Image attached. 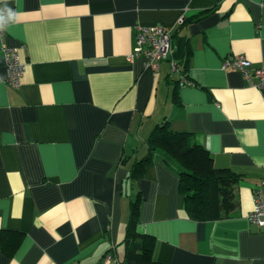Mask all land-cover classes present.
<instances>
[{"label":"crops","instance_id":"crops-1","mask_svg":"<svg viewBox=\"0 0 264 264\" xmlns=\"http://www.w3.org/2000/svg\"><path fill=\"white\" fill-rule=\"evenodd\" d=\"M0 16L25 64L17 89L0 81V236L22 233L10 255L0 241V264H100L108 250L123 263L138 193L156 261L264 264V226L247 219L255 189L264 201V89L222 68L235 55L264 68V0H0ZM139 26L171 33L155 71L133 55ZM163 121L240 175L226 216L190 218L159 160L129 179Z\"/></svg>","mask_w":264,"mask_h":264},{"label":"trees","instance_id":"trees-1","mask_svg":"<svg viewBox=\"0 0 264 264\" xmlns=\"http://www.w3.org/2000/svg\"><path fill=\"white\" fill-rule=\"evenodd\" d=\"M145 143L146 153L130 165L129 179L141 177L146 166L159 160L176 173L178 190L190 218L217 219L230 212L240 175L229 168L215 167L208 150L195 143L189 132L175 131L169 121H163L154 126ZM141 201L138 193L131 202L124 239L126 252L120 264H163L153 258L154 237L137 229ZM8 235L11 237L6 239L0 236V241L3 251L10 255L19 245L22 233L11 231Z\"/></svg>","mask_w":264,"mask_h":264},{"label":"built area","instance_id":"built-area-1","mask_svg":"<svg viewBox=\"0 0 264 264\" xmlns=\"http://www.w3.org/2000/svg\"><path fill=\"white\" fill-rule=\"evenodd\" d=\"M4 29L0 23V55L3 57L6 75L4 78L0 76V81L10 87L17 89L21 84L25 64L19 59L16 49L6 46L3 40ZM137 45L134 48V56H142L145 65L152 70L158 68V64L162 60H166L172 52V38L169 30L162 26H139L137 28ZM230 67L239 70L243 75L249 77L251 73L257 78L256 86L264 89V68L252 67L251 62L243 55H235L224 60L222 68ZM172 70L177 69V65L171 63ZM182 83H189L182 79ZM247 219L259 227L264 226V201L261 197L259 189L254 191L253 207L247 214ZM114 256L111 252L103 255L100 264H111L114 262Z\"/></svg>","mask_w":264,"mask_h":264},{"label":"clouds","instance_id":"clouds-1","mask_svg":"<svg viewBox=\"0 0 264 264\" xmlns=\"http://www.w3.org/2000/svg\"><path fill=\"white\" fill-rule=\"evenodd\" d=\"M7 11V18L9 19H11V18H13L14 16H15V13L13 12V10L12 9H7L6 10ZM0 19H5L3 16H0Z\"/></svg>","mask_w":264,"mask_h":264}]
</instances>
